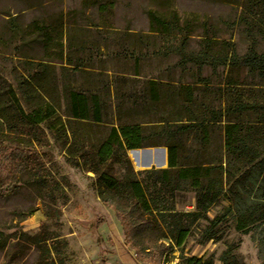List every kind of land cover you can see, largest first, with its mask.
<instances>
[{"label":"trees","instance_id":"trees-1","mask_svg":"<svg viewBox=\"0 0 264 264\" xmlns=\"http://www.w3.org/2000/svg\"><path fill=\"white\" fill-rule=\"evenodd\" d=\"M247 6L264 11V0ZM146 13L149 34L113 33L123 42L116 49L109 38L94 36L99 29L88 19L84 28L72 23L56 36L33 26L27 41L42 45L44 55L24 60L14 84L0 75V148L33 146L43 130L53 134L75 167L94 174L97 198L116 214L125 242L141 261L149 259L141 255L149 247L139 248L135 239L152 222L159 240L178 248L202 220L207 241L215 240L223 222L243 235L264 230V22L251 23L250 42L240 55L231 42L213 39L188 50L196 14L183 20L174 11ZM8 31L22 37L10 21ZM167 37L180 43L159 46ZM52 49L55 57L48 54ZM172 57L177 60L165 75L143 74L153 60ZM109 61L124 67L108 69ZM205 69L216 79L203 77ZM155 146L166 148L167 167L133 170L127 151ZM28 165L19 164L20 172L27 174ZM142 173L155 177L153 190L140 180ZM187 190L194 194V211H176L175 194ZM219 203L222 211L209 218L205 213ZM166 249L152 259L159 262ZM222 253L221 264H242L231 246ZM176 264L214 261L187 257Z\"/></svg>","mask_w":264,"mask_h":264},{"label":"rangeland","instance_id":"rangeland-1","mask_svg":"<svg viewBox=\"0 0 264 264\" xmlns=\"http://www.w3.org/2000/svg\"><path fill=\"white\" fill-rule=\"evenodd\" d=\"M233 2L0 0V75L9 84H14L24 60L38 61L44 55L42 45L27 41L32 38L33 26L56 36L61 30L64 33L65 27H71L72 23L84 28L88 19L91 26L97 25L99 29L93 30L94 36L109 38L111 49H116L121 42L113 33L121 34L128 30L129 33L149 34L146 12L151 10L162 16L174 11L183 20H190L194 14L199 16L198 27L187 39L188 50L198 49L205 40L213 39L220 43L231 42L241 55L251 39L247 36L248 28L252 22H264V11L248 9L246 5L250 0ZM99 5L105 6L106 10L99 12ZM79 11L83 15H78ZM9 21L21 31L22 37L12 36L8 31ZM23 37L26 43L20 41ZM76 38H80L79 34ZM179 43L180 39L173 37L158 41L159 46ZM55 53L54 49L48 50L51 57H55ZM176 60V57L165 62L153 60L143 74L165 75L167 68ZM98 65L100 63L96 62L95 68ZM106 67L121 70L124 65L109 61ZM202 76L216 79L210 69H205ZM175 77H178L177 73ZM37 136L39 141L33 142V146L5 143L0 148V244L3 243L0 264H176L187 257L212 258L214 264H221L222 252L230 246L242 264L264 263L262 228L243 235L236 232L230 222H223L215 240L207 241L202 234L203 220L198 226L194 224L187 242L180 248L171 246L165 239L159 240L154 222L150 223L154 230L143 225L135 241L140 242L139 248L149 247L141 252V255L148 254L149 259L141 261L131 245L125 242L116 214L97 198L92 186L94 174L75 167L53 134L43 130ZM21 163L29 164L27 174L20 172ZM132 168L136 172L159 169L151 166L138 170L134 164ZM139 178L153 190L155 177L152 174L142 173ZM174 197L176 211H194L195 197L191 191L177 193ZM223 205L216 204L205 214L212 219L222 211ZM146 219L151 222V219L143 218ZM163 247L167 249L159 262H155L153 259L159 258L158 251Z\"/></svg>","mask_w":264,"mask_h":264},{"label":"bare ground","instance_id":"bare-ground-1","mask_svg":"<svg viewBox=\"0 0 264 264\" xmlns=\"http://www.w3.org/2000/svg\"><path fill=\"white\" fill-rule=\"evenodd\" d=\"M128 156H130L132 164H134V167L138 170H142V168H150L151 166L159 167L166 164L165 148L163 147L130 150L128 151Z\"/></svg>","mask_w":264,"mask_h":264},{"label":"crops","instance_id":"crops-1","mask_svg":"<svg viewBox=\"0 0 264 264\" xmlns=\"http://www.w3.org/2000/svg\"><path fill=\"white\" fill-rule=\"evenodd\" d=\"M155 147H158V148H162L163 146H155ZM155 147H141L142 149H150V148H155ZM165 148V147H163ZM132 150H138V149H132ZM141 150V149H140ZM130 151V150H128ZM127 151V152H128ZM165 155H166V148H165ZM166 164L165 165H161L159 166V169H164L165 167H167V155H166V160H165ZM164 166V167H163Z\"/></svg>","mask_w":264,"mask_h":264}]
</instances>
